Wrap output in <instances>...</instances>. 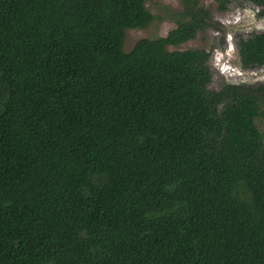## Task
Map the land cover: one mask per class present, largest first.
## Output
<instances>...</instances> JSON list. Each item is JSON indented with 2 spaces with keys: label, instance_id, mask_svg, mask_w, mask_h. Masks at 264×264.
Listing matches in <instances>:
<instances>
[{
  "label": "trees",
  "instance_id": "trees-1",
  "mask_svg": "<svg viewBox=\"0 0 264 264\" xmlns=\"http://www.w3.org/2000/svg\"><path fill=\"white\" fill-rule=\"evenodd\" d=\"M183 5L127 52L146 0H0V264H264V83L170 50L211 25Z\"/></svg>",
  "mask_w": 264,
  "mask_h": 264
},
{
  "label": "rangeland",
  "instance_id": "rangeland-1",
  "mask_svg": "<svg viewBox=\"0 0 264 264\" xmlns=\"http://www.w3.org/2000/svg\"><path fill=\"white\" fill-rule=\"evenodd\" d=\"M212 13L211 25L198 31L191 40L169 46L170 50L206 49L211 51L210 68L213 73L210 88L220 89L224 83H264V66L244 68L236 42L240 36L248 37L264 30L262 7L246 0H233L228 10H220L216 0H201ZM146 6L155 15V20L146 28L126 31L125 50L129 52L141 38H160L174 29L183 0H146ZM264 131V120L258 119Z\"/></svg>",
  "mask_w": 264,
  "mask_h": 264
}]
</instances>
